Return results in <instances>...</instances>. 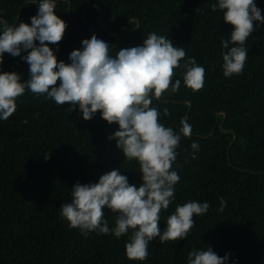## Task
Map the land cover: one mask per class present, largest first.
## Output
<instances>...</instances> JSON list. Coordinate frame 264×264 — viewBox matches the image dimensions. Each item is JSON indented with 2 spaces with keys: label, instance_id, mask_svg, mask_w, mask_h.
<instances>
[{
  "label": "trees",
  "instance_id": "obj_1",
  "mask_svg": "<svg viewBox=\"0 0 264 264\" xmlns=\"http://www.w3.org/2000/svg\"><path fill=\"white\" fill-rule=\"evenodd\" d=\"M36 2L0 0V17L10 25L30 24L38 13ZM217 2L55 0L57 15L67 22L62 40L50 45L58 60L70 63V53L93 34L116 55L121 48L142 45L155 32L185 49L181 65L195 58L206 69L201 90L184 84L181 67L173 78V83L181 80L179 90L152 100L160 123L178 132L186 118L192 128L190 137L181 134L173 164L180 180L159 221L163 233L178 205L208 202L205 214L194 215L188 236L163 243L155 237L147 260L137 261L126 255L128 235L93 230L85 236L71 227L60 206L71 203L77 182H98L119 168L130 184H139V162L126 159L116 141L108 139L119 125H110L99 111L85 120L78 106L73 111L70 104L57 105L26 89L13 115L0 119V264H188L193 249L207 247L221 257L230 254L227 264H264V23L253 22L243 72L225 77L222 41L230 39L233 26L223 20L222 10H212ZM255 3L264 15V0ZM24 55L5 53L0 70L29 79ZM193 143L199 148L194 150ZM116 215L104 209L109 228Z\"/></svg>",
  "mask_w": 264,
  "mask_h": 264
},
{
  "label": "clouds",
  "instance_id": "obj_2",
  "mask_svg": "<svg viewBox=\"0 0 264 264\" xmlns=\"http://www.w3.org/2000/svg\"><path fill=\"white\" fill-rule=\"evenodd\" d=\"M37 2L38 13L31 17L30 24L10 25L0 17V66L5 53L16 57L22 52H27L22 59L30 66V78L23 81L20 73L0 70V119L13 115L17 99L28 89L57 105L70 104L73 111L78 106L85 120L93 119L99 111L110 125L117 123L118 130L108 139L116 141L126 159L138 160L142 183L130 184L119 168L101 175L98 182H77L71 191V203L60 206L61 215L85 236L93 230L111 232L117 238L128 235V259L147 260L150 241L155 237L161 243L186 238L194 227V215H203L210 207L208 202L198 201L178 205L161 233L160 213L169 207L174 186L180 180L173 164L181 134L190 137L192 128L186 118L181 119L178 132L160 123V112L152 106V100L169 90H179L181 80L173 83V78L181 67L184 84L193 91L201 90L206 69L195 58L181 65L185 49L155 32L144 37L142 45L121 48L116 55L108 42L93 34L70 53V63L58 60L50 45L62 40L67 22L57 15L55 0ZM211 8L222 10L223 20L233 26L230 39L222 41L224 75H239L248 56L245 43L255 30L253 22L264 23V15L255 0H218ZM164 114H169L167 108ZM192 148L196 150L199 145L193 143ZM225 204L221 198L220 211ZM105 208L117 213L112 228L104 218ZM229 258L230 254L221 257L211 247L193 249L188 264H227Z\"/></svg>",
  "mask_w": 264,
  "mask_h": 264
}]
</instances>
